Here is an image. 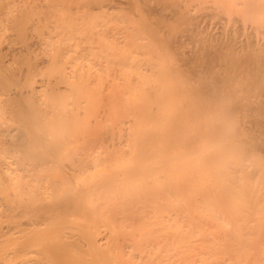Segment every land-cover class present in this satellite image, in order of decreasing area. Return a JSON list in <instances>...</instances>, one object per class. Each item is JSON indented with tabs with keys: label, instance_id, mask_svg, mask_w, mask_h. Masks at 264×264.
Here are the masks:
<instances>
[{
	"label": "bare ground",
	"instance_id": "obj_1",
	"mask_svg": "<svg viewBox=\"0 0 264 264\" xmlns=\"http://www.w3.org/2000/svg\"><path fill=\"white\" fill-rule=\"evenodd\" d=\"M15 1L0 0V22L9 19L14 32L19 34L32 19L33 9L31 7L21 9L19 14L12 15L10 5ZM207 1L211 5L200 8ZM46 2L48 3L46 16H54L61 20L52 32L58 48H63L74 41V46L96 51L100 65H104L107 60L104 53L117 49L124 63L130 62L129 67L133 68V71L129 69L132 73L138 72V68L145 70L144 57L148 51L155 50L160 55L163 49H174L175 44L178 45L176 37L182 28L176 29L178 32H172V38L176 35L172 47V38L170 36V39L168 34L171 31L170 27L165 28L168 33L163 32L162 27L174 25L173 28H176L177 19L190 14L193 16L202 9L207 11L215 8L217 11L235 13V16L230 17L232 24L229 25L235 26L233 18L235 20L237 17L238 20L235 21L239 22L237 26L240 29L244 25L240 23L238 13L253 22L250 25L251 29L264 28V0ZM168 10L169 16L165 14ZM119 15L123 16L124 22L115 25L103 36H77L83 33L97 34L102 21L114 22ZM195 23L189 24V27H195ZM197 24L201 26L199 22ZM243 24L249 28L247 23ZM184 26L181 33L188 29V24ZM232 26L231 28L228 26V31H231ZM207 29L208 27L203 31L201 29L190 31L197 33L196 37L200 32L201 37V33ZM40 31L45 32L43 29ZM235 31L238 32L239 28ZM225 32L221 35L225 36ZM209 33L211 35L206 37ZM209 33L206 31L203 35L206 38L212 37L202 40L211 43L210 40L213 41L215 37L211 29ZM217 34L219 37L220 33ZM227 35L224 40L221 37L222 48L219 46L216 51L222 52L223 49L225 52L243 54H251L255 50L258 52L256 43H249L243 39L241 42L242 44L244 42V45L236 46L235 42L240 33L239 37L235 32L233 34L227 32ZM218 40L215 39L214 42ZM214 46L212 44L210 50ZM6 58V54H0V135L12 125L15 116L14 110L9 111L11 108L7 105L14 95L5 86L11 81L19 83L23 78L17 73L3 75L2 71L7 69L8 64ZM199 58L201 57L197 56L195 59ZM51 60L52 67L58 68L56 63L58 57ZM27 64L28 71L23 80L33 77L38 67L31 59ZM139 74L140 72L136 75ZM156 91L157 88L152 87L147 89L146 93L151 95ZM174 94L178 97L184 93L180 91ZM174 107L182 110L178 103ZM70 110L69 106L60 103L54 104L44 112V121L38 131L40 149L32 151L35 155L30 152L18 153V149L14 147L17 139L13 133H7L5 141L0 140V178L3 174L12 181L13 183H10L12 189L15 184H20L29 199L25 206L26 225L19 222L12 206L3 210L0 208V264H264V208L224 209L222 206L225 200L220 194L208 196L206 192L208 149L203 144L197 147H191L189 144L184 150H180L178 144L185 141V129L178 127L174 130L171 127L170 131L169 123L166 121L170 112L167 107H162L155 115L152 114L158 125L153 134V139L157 140V148L142 145L138 149V155L130 158V166H133L134 161L137 168L138 202L134 219L129 225H122L116 213L117 192L129 196L125 178L130 177L127 173L122 175L118 173V169L121 168L119 163L113 165L111 162L95 160L92 169L80 174L83 184L78 189L81 192L73 194L69 200H64L60 204L57 197L61 191L69 190L65 186V180H74L77 177V174L67 172L63 177L65 180L57 183L50 181L58 165L65 164L61 160L72 150L71 146L63 147L66 143L63 138L69 136V130L62 114L69 115ZM148 121L151 120L146 119L144 123L147 124ZM252 127L255 126L251 125L249 130ZM140 132L146 134L147 130L142 128ZM253 133L255 134L253 131L244 130L236 133L227 129L220 135L219 141L231 143L244 139L243 136L247 134L252 138ZM130 147L133 150L128 148V152L132 156L135 144H131ZM153 152L156 154L155 159ZM244 155L247 157L249 154ZM87 172L90 174L85 176ZM51 204L53 207H50ZM235 204L240 205L238 202ZM56 209L68 214L57 213ZM59 234L63 236L62 240H58Z\"/></svg>",
	"mask_w": 264,
	"mask_h": 264
},
{
	"label": "rangeland",
	"instance_id": "obj_2",
	"mask_svg": "<svg viewBox=\"0 0 264 264\" xmlns=\"http://www.w3.org/2000/svg\"><path fill=\"white\" fill-rule=\"evenodd\" d=\"M46 1L16 0L11 3L12 15L19 14L21 9H33L32 19L19 34L14 32L9 19L0 22V54H6L8 61L7 69L2 71L3 75L17 73L23 77L19 83L11 81L5 86L14 95L7 105L11 108L9 111L14 110L15 116L12 125L0 135V140L5 141V135L13 133L17 139L14 145L18 149L17 152H30L35 155L32 151L40 149L38 131L44 121V112L54 104L60 103L71 108L69 115L62 114V117L66 119L69 130V136L63 138L66 142L63 147L71 146L72 150L61 160L65 164L58 165L50 181H61L67 172L75 173L77 177L69 181L64 179L69 190L61 191L57 197L60 204L69 200L73 194L81 192L78 189L83 184L80 174L92 169L95 160L111 162L113 165L119 163L121 168L118 173H127L130 177L125 178L129 196L117 192L116 213L122 225H129L134 219L138 202L137 168L134 161L133 166H130V158L138 155V149L142 145L157 148V140L153 139V134L158 125L153 117L162 107H167L170 112L166 121L170 131L171 127L174 130L178 127L185 129V141L178 144L180 150H184L189 144L191 147L203 144L208 149V196L220 194L225 200L222 206L224 209L264 208V28L251 29L253 22L238 13L240 23L244 25L240 29L237 26L239 22L235 21L238 20L237 17L235 20L233 18L235 26L229 25L232 24L230 17L235 16V13L217 11L215 8L207 11L202 9L198 11V17L197 14H190L191 16L185 15L184 18L177 19L176 28H173L174 25L162 27L166 33V29L170 27L169 38H172V32H178L177 30L182 28L176 37L179 46L175 44L176 35H173V43H170L172 47L175 44L174 49H163L160 55L155 50L148 51L144 57L145 70L136 67L139 71L132 73L130 62L124 63L117 49L104 53L107 60L104 65H100L96 51L74 46V41L58 48L52 32L61 20L46 16ZM209 5L211 3L207 1L200 8ZM212 10L217 12L212 14ZM168 11L165 14L169 16ZM186 16L195 18L189 19ZM123 22V16L119 15L114 22L102 21L99 33H83L77 36L101 37ZM243 22L247 23L249 28ZM191 23H195V27L190 28ZM185 24H188V29L181 33ZM204 26L208 27V33L211 29L216 40L217 33H220L218 41L214 42V38L213 41L210 40L213 46L215 45L211 50L212 44L205 42L212 37L206 38L211 33L206 34L204 31L199 37L198 32L196 37L197 33L195 35L191 32L192 29L203 31L206 28ZM228 26L234 28L229 30L230 33ZM235 27L239 28L238 32ZM42 29L45 30L44 33L40 31ZM227 32H235L238 37L240 33V37H237L239 43L235 42L237 47L244 45V42H241L243 39L256 43L258 52L255 50L254 53L243 54L225 52L223 49L221 52L220 42L226 39ZM215 33L217 35H214ZM203 34H206V37ZM204 38L207 40L203 41ZM219 46L220 52L216 51ZM56 56L59 67L53 68L51 59ZM197 56L201 58L195 59ZM29 59L38 67L33 77L23 80L28 71ZM139 72L140 74L136 75ZM152 87L157 88V91L151 95L147 94L146 90ZM180 91L184 94L177 97L174 93ZM176 103L182 106V110L174 107ZM146 119L151 121L146 124ZM251 125L255 127L249 130ZM142 128H146V134L140 132ZM227 129L236 133H240V130L253 131L255 134L251 135L252 138L247 134L242 140L220 143L219 137ZM133 143L134 152L130 156L128 148L132 149L130 145ZM244 154L249 155L245 157ZM152 155L155 159L156 154L153 152ZM89 174L87 172L85 176ZM9 181L5 175H1L0 208L3 210L12 206L19 222L26 225L25 206L29 202L28 195L18 183L12 189L10 183L13 182ZM64 193L66 195H63ZM235 202L240 205L236 206ZM50 207H53V204ZM137 208L139 209V205ZM56 211L68 214L60 209ZM62 239L63 236L59 234L58 240Z\"/></svg>",
	"mask_w": 264,
	"mask_h": 264
}]
</instances>
